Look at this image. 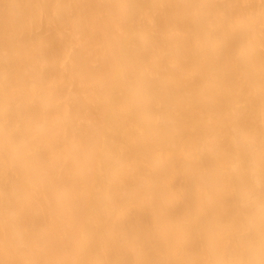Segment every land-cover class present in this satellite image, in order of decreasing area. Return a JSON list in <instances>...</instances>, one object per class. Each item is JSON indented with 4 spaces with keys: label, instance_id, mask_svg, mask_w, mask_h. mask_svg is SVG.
I'll return each mask as SVG.
<instances>
[{
    "label": "bare ground",
    "instance_id": "obj_1",
    "mask_svg": "<svg viewBox=\"0 0 264 264\" xmlns=\"http://www.w3.org/2000/svg\"><path fill=\"white\" fill-rule=\"evenodd\" d=\"M0 264H264V0H0Z\"/></svg>",
    "mask_w": 264,
    "mask_h": 264
}]
</instances>
